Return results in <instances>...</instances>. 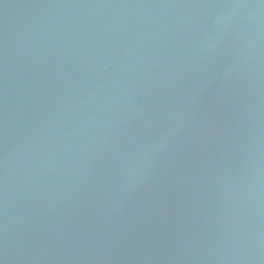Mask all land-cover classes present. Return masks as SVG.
<instances>
[{
    "label": "water",
    "instance_id": "95a60500",
    "mask_svg": "<svg viewBox=\"0 0 264 264\" xmlns=\"http://www.w3.org/2000/svg\"><path fill=\"white\" fill-rule=\"evenodd\" d=\"M0 264H264V0H0Z\"/></svg>",
    "mask_w": 264,
    "mask_h": 264
}]
</instances>
